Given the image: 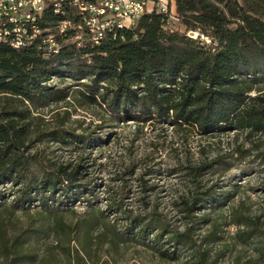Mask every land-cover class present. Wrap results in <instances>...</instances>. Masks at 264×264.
Wrapping results in <instances>:
<instances>
[{"label": "trees", "instance_id": "obj_1", "mask_svg": "<svg viewBox=\"0 0 264 264\" xmlns=\"http://www.w3.org/2000/svg\"><path fill=\"white\" fill-rule=\"evenodd\" d=\"M172 1L175 19L147 13L134 27L107 33L97 45L81 30L80 45L58 37L60 48L48 51L42 39L55 33L58 20L51 9L38 21L41 33L30 44L15 49L0 43V212L9 211L2 203L3 186L14 188L17 205L37 202L42 208L57 197L94 196L96 184L83 182L81 164H54L51 171L42 170L34 178L23 174L34 159L27 146L34 134L30 111L69 97V87L55 90L48 84L54 76L69 79L76 88L70 95L80 104L101 107L109 122L164 125L184 140L195 134L239 132L250 142L264 134V0ZM70 18L79 23L74 11ZM39 137L62 144L89 143L86 136L63 129ZM212 162L202 159L180 170L188 191L172 204L183 220L182 229L171 230L144 202L147 196L139 201L148 214L126 216L122 197L114 191L126 193L127 176L119 173L117 180L111 179L121 186H107L106 209L124 217L123 237L154 238L163 245L155 248L163 259L174 260L176 253H184L190 263L207 264L209 250L199 251L191 238L207 221L204 215L195 222L194 215L222 203L213 187L197 192L198 179ZM147 175L149 170H143L134 180L140 194L147 192ZM3 251L7 257L15 255L11 264L19 262L17 247L5 246ZM209 264H217L216 259Z\"/></svg>", "mask_w": 264, "mask_h": 264}, {"label": "rangeland", "instance_id": "obj_2", "mask_svg": "<svg viewBox=\"0 0 264 264\" xmlns=\"http://www.w3.org/2000/svg\"><path fill=\"white\" fill-rule=\"evenodd\" d=\"M167 3L172 8L173 1ZM48 84L55 90L69 87V97L30 111L34 134L27 146L34 159L23 174L34 178L42 170L51 171L54 164H81L85 166L83 182L94 180L96 184L94 196L57 197L42 208L37 202L17 205L14 188L1 187L2 203L7 204L3 208L10 212H0V264H11L15 257L5 256V246L17 247L16 264H195L184 253H176L174 260L161 258L155 248L163 245L154 238L123 237L124 217L106 209L105 190L121 186L110 180L125 174L126 193L114 192L122 197L126 216L148 214L139 201L147 196L144 202L171 230L182 229L183 220L172 204L188 191L179 173L182 167L202 159L214 161L199 177L197 192L213 187L223 199L218 208L206 206L194 215L198 216L195 222L204 215L207 221L199 224L192 243L199 251L209 250L207 264L215 259L217 264L264 263V134L250 142L239 132L195 134L184 140L164 125L109 122L101 107L80 104L70 95L76 88L69 79L54 76ZM59 129L86 136L88 145L48 138L40 141V133ZM143 170H149L144 177L147 192L140 194L134 180ZM244 238L248 239L242 241Z\"/></svg>", "mask_w": 264, "mask_h": 264}, {"label": "built area", "instance_id": "obj_3", "mask_svg": "<svg viewBox=\"0 0 264 264\" xmlns=\"http://www.w3.org/2000/svg\"><path fill=\"white\" fill-rule=\"evenodd\" d=\"M46 9L58 16L55 33L42 39L47 50L54 53L60 48L58 37L80 45L81 30L87 33L91 44L97 45L107 33L134 27L147 13L155 12L175 19L167 0H95L93 3L83 0H0V43L15 49L30 44L41 33L38 21ZM68 9L75 12L79 23L72 21ZM194 35L196 38L197 34H193V38Z\"/></svg>", "mask_w": 264, "mask_h": 264}]
</instances>
